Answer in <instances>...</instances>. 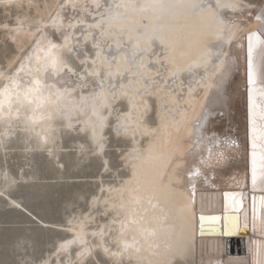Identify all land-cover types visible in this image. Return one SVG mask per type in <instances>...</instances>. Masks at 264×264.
<instances>
[{
	"label": "snow or ice",
	"instance_id": "snow-or-ice-1",
	"mask_svg": "<svg viewBox=\"0 0 264 264\" xmlns=\"http://www.w3.org/2000/svg\"><path fill=\"white\" fill-rule=\"evenodd\" d=\"M0 5L21 12L41 7L32 0ZM55 8L50 23L27 24V43L17 40L26 15L17 16L14 28L0 25L18 43V54L0 70V145L7 151L14 136L26 144L35 139L51 155L49 146L69 130L83 133L87 150L101 158L113 136L130 145L117 149L116 175L101 177L87 211L72 215L63 229L69 235L39 264H88L97 253L112 264H171L175 255L188 253L194 231L185 232L184 243L172 242L176 204L182 231L190 229L197 180L217 187L216 170L235 158L229 150L240 148L236 139L208 131L211 113L198 97L203 92L207 100L215 88L223 101V86L237 66L225 58L224 46L243 50L245 41L251 205L243 190L246 171L242 179L232 177L239 191L222 193L223 216L206 215L211 205L201 197L199 221L202 235L219 232L221 221L224 235L250 231L251 264H264V9L239 0H64ZM69 9L75 15H64ZM226 12L248 19L255 12L256 24L244 29L225 19ZM144 18L149 24L140 23ZM89 43L91 51L85 49ZM72 53L79 71L69 62ZM103 165L107 172L109 161ZM4 180L6 187L16 183L7 172Z\"/></svg>",
	"mask_w": 264,
	"mask_h": 264
},
{
	"label": "bare ground",
	"instance_id": "bare-ground-1",
	"mask_svg": "<svg viewBox=\"0 0 264 264\" xmlns=\"http://www.w3.org/2000/svg\"><path fill=\"white\" fill-rule=\"evenodd\" d=\"M32 2L34 4H39L41 6L40 9L37 10L36 8H32L31 10H29L27 9V7H25V9L21 12V11H18L15 7H11V8H8L11 12V18L10 19L7 18V20L2 21V24L7 22L10 27L14 28L17 24V16L24 18V16L26 15L27 20L25 23V29L17 37V40H24L26 43H27V37L25 33L27 31V24L37 23L42 20L43 22H49L47 20L48 13L50 11L54 12L56 10L55 6L59 3H63L64 0H32ZM117 2H119V0H117ZM132 2L147 3V2H150V0H132ZM239 2L242 6L244 5L253 6L256 11L264 9V0H262L261 2H257L254 0H239ZM25 4H27V0H25ZM45 5H49L51 7L46 9L44 8ZM64 15L73 16L75 15V13H73L69 9L64 13ZM254 15H255V12L253 14V18L248 19L246 13L243 16H241V13L239 12H226L225 19H230L234 22V24L239 25L240 27L244 29H247L249 27L255 26L256 21L254 19ZM140 23L149 24V20L147 18H144L140 20ZM240 34L243 35V33H240ZM13 35H15V33L6 31V38L11 40L15 46H14V50H12L13 52L7 58L0 59V70H7L9 61L12 60L18 54V51H17L18 43L13 41L12 39ZM54 39H58V36L54 37ZM209 39L214 40V37H209ZM246 47H247L246 41H245V47L243 50L237 49L234 46L232 47H229L228 45L224 46V51L228 53V56L225 58L229 61L236 60L237 66L230 73L228 79L226 80L223 86V96H224L223 101L217 100V93H216L215 88L208 89L207 100L204 99L203 92H200V95L198 97L199 102L205 103L206 107L211 113L209 115L208 124H207L208 131L216 133L220 138L229 137V138L236 139L240 144V148L238 151L234 149L229 150V154H234L235 158L231 159L224 166L216 170L215 172L216 178L212 182L215 183L217 187L213 188L210 186H206L203 183L202 179L197 180V190H196V197H195L196 202H195V205L193 206L196 216H195V219L191 221V227L188 230L182 231L184 221L179 211L181 205L179 202H177L175 218L173 221L175 235L173 237L172 242L174 244L184 243L185 242L184 236H185L186 231H194V236H192L191 239L188 241L190 245V250L188 251V253L184 256L175 255L171 259V264H238V262L242 260H247L248 264H251V253L249 252V241L252 238V233L250 231L241 230L237 234L224 235L223 234V221H221L220 222L221 228L219 232H205L202 235L200 232V221H199L200 201H201L202 196L204 197L206 204L211 205L210 208H207L205 210L206 215H210L212 213V215L223 216L224 213H223V196H222L223 191L222 190L223 189H229V190H234V191L240 190L239 188L235 186L232 178L228 179L229 185L227 184V180H225V183H224V176H227V175H230V176L233 175L237 179H242L245 172L246 171L248 172L249 179H248L247 184L244 186L243 190L246 193H248L249 207L251 205L250 198L253 195V193L251 192V189H250V142L248 140V119H247L248 113H247V84H246ZM85 49L87 51H91V44L89 43L88 45H86ZM154 51L156 52L157 55H160L162 53V49L158 43L156 44ZM145 59L155 60L156 57L155 56L145 57ZM69 62L71 66L74 67L77 71H79L80 68L82 67L75 53H72L69 55ZM15 67H18V65H16ZM12 70H14V68ZM160 71L163 72V68H161ZM201 75H203V73H201ZM199 78L200 77L198 76L197 79ZM186 86H187V81L185 80V87ZM198 110L199 109L197 108V111ZM190 114L192 113L190 112ZM150 119L151 120L155 119L154 113L150 117ZM70 136H73V138L70 139V141H72V144L74 145V148H75V157H76L74 158L75 163L79 162L81 159H83L87 155H92L87 150L89 148V145L87 143V140L84 134L73 132L70 130L66 131L63 136L58 137L57 142L54 145L49 146L52 149L51 155L49 154L47 149L40 150L39 148H37L35 139H33L30 144H26L22 137L14 136L7 142V151H5V148L3 145H0V193H2L0 194V205H1V200H5L6 205L8 207L15 206V204H20L21 206L25 207L33 216L38 218L41 222L49 223L54 226L61 227L63 229L67 228L68 226L67 221L71 219L74 213L76 215H79L81 211H87L88 200L91 197V195L97 191L98 186H99V180L101 179V177H103V179L107 181L108 179L116 175V170L120 166L119 151H118V160H116L117 162L112 160V155L109 152L110 150L107 151L105 157L103 158H101L100 156H95L98 159H100L99 161L100 169L98 173L96 174V178H97L96 186L94 188L92 187L93 189H91L89 194L87 193L88 198L86 200V204L85 205L79 204V205L73 206L71 210L65 211L61 217L42 216L38 214L37 212H34L31 208L27 207L24 204L25 196L17 195V192H16V186H17L18 181H27L35 177L32 172V169L31 170L25 169V167L28 166L29 164H32L33 166V163L35 161V157H34L35 154L44 153L47 159H52L54 164H58L57 167L61 168L62 166H64V164L62 163L64 160L62 162L58 161L59 156H57V150L62 146L66 138ZM112 138L116 139L114 136ZM81 144L85 145V150L83 151L81 150V147H80ZM129 145H130V142H127L121 139L119 140V143L115 151H117L118 148H126ZM16 148L19 149V153L17 155V161H15L14 164H11L7 160L5 155L7 152H9V150H13V149L15 150ZM26 148H28L29 150L26 151L25 150ZM78 154L81 155L80 159L79 158L77 159ZM87 158H89V156ZM103 159H107L109 161V170H108L109 175L108 176H106V172L104 171ZM5 172H7L10 180L11 179L16 180L15 184H11L8 187L5 186V180H4ZM165 182H167L166 178H165ZM186 189H187V185H183L181 186L180 191L183 192V191H186ZM84 191L85 190H83L82 192ZM255 194L260 195L259 192ZM66 202H68V200ZM16 219H20V217L16 216ZM90 227H94V225H91ZM68 235L69 234L66 233L64 230L59 231V232L56 231L52 236L53 242H54L53 245L51 244L52 247L48 245L47 248L41 254H39V256H37L34 264H39L41 259L47 258L50 255V252L54 250L55 243L59 241L61 238H66ZM226 245H227V250H226ZM208 248H212L211 252L208 250ZM238 248H241L242 252H238V253L233 252V250H236ZM98 259L105 260L104 262H107L108 264H112L111 261L104 259L102 254L100 253H97L94 256V258L90 260H98ZM125 264H127V262H125Z\"/></svg>",
	"mask_w": 264,
	"mask_h": 264
},
{
	"label": "rangeland",
	"instance_id": "rangeland-1",
	"mask_svg": "<svg viewBox=\"0 0 264 264\" xmlns=\"http://www.w3.org/2000/svg\"><path fill=\"white\" fill-rule=\"evenodd\" d=\"M254 1L261 2L262 0H254ZM9 12H10V10L8 8H5L3 5H0V25H2V21L7 20V18L8 19L11 18V12L10 13ZM14 46H15L14 43L11 40H9L8 38H6V30L2 29V27H0V59L7 58L13 52L12 50H14ZM72 138H73V136H70V137L66 138V140L64 141L62 146L57 150V156H59L58 161L62 162L64 160L62 162L63 164L65 163L66 158H62L61 159L62 156L60 155V152L62 150H64V149H66V150L69 149V148L75 149L74 145L72 144V141H70V139H72ZM113 140H114V142H113ZM118 143H119V140H116V139L112 138L111 142H110L111 145H109V147L110 148L111 147H115V150H116ZM108 151H109V149H108ZM109 152L112 155V160L117 162L116 160H118V151L114 152V151L110 150ZM18 153H19V149L16 148L15 150L14 149L13 150H9V152H7L5 156H6L7 160L11 164H14V162L17 161ZM68 154L73 156L74 152L73 151H69ZM88 156H89V158H87ZM34 157H35V161H34L33 166H32V172H33L35 177L37 176V172L39 171V169L42 166H50L51 165V166H55V168L59 169V170H61V168L63 167V166L61 168L57 167L58 164H54L52 159H47L44 153L35 154ZM85 157H84L85 159L83 158L77 163H75V161H74L72 166H66L65 170H70L72 172V174H68L67 175L68 177L58 178V177H56L57 174H54L51 178H47V179H44V180L40 179L37 182V185H42L44 187H47V186L48 187L49 186L50 187H54V190L51 192V198L53 200H56L57 203H60L62 200L64 201V196L66 194V191H68L69 198L67 200H68L69 203L65 201V203L63 204V208L65 207L64 208V212L71 210L73 208V206H75V205H79V204L80 205H85L86 204V200L88 198L89 192L97 184L96 174L98 173V171L100 169V162H99L100 159H98L97 157H95L93 155H87ZM78 158L79 159L81 158L80 154L77 155V159ZM95 162H96V164H95ZM115 165H116V163H115ZM94 166L96 167L97 170H95V172L93 174H91L92 176L91 175H81V174H79V172L87 170V169H89L91 167H94ZM108 175H109V171L106 172V176H108ZM25 184L26 183H22L21 186L22 185L23 186H27L28 185V183H27V185H25ZM82 186H84V189H82L81 191L79 190V191L74 193V191H75L74 189L75 188L79 189ZM34 189L35 188H33V187H32V189L27 187L28 191H33ZM83 190H85V191L82 192ZM83 194H85V195H83ZM84 196H86V197H84ZM4 211L11 212L12 209H9V208L3 209V210H0V213H2ZM55 211H57V210H55ZM17 212L21 216H24L22 222H20V223H4V224L1 225L0 230L3 231V230L11 228L13 226H16L18 228H28V229H31V230H35V229L43 230V232H41V234L39 236L38 245H44L47 242L52 247V245L54 243L52 236L56 232V230H59V229H57L54 226H52V224L50 225L49 223L41 222L37 218L41 222V223H39L36 219H33L32 216H29L22 209H18ZM64 212H63V214H64ZM55 214L58 215V212H55ZM42 223H44V224H42ZM26 252H27V240H23L21 242V244L19 245V248L16 251V253L17 254H26ZM98 260H100V264L101 263L102 264L103 263L104 264H108L107 262H104L105 260H102V259H98ZM93 261L94 260H90L88 264H93Z\"/></svg>",
	"mask_w": 264,
	"mask_h": 264
},
{
	"label": "water",
	"instance_id": "water-1",
	"mask_svg": "<svg viewBox=\"0 0 264 264\" xmlns=\"http://www.w3.org/2000/svg\"><path fill=\"white\" fill-rule=\"evenodd\" d=\"M109 150L115 151V147H109ZM69 151H73L74 155L68 154ZM62 158H66L64 166L61 170L56 169L55 166H42L39 171L37 172V176L33 179L27 181H18L16 186L17 195L25 196V205L31 208L34 212L42 216H49V217H61L64 212L63 204L69 198V193L66 191L64 196V201L62 200L60 203H57L56 200L51 198V192L54 190V187H44L42 185H37L38 180L51 178L54 174H57L56 177L64 178L68 177V174H72L70 170H65L66 166H72L75 158V149L69 148L64 149L60 152ZM56 170H55V169ZM26 170L32 169V164H29L25 167ZM96 167H91L87 170L79 172L81 175H91L95 172ZM55 177V178H56ZM22 183H26L27 186H21ZM27 187L35 188L33 191H28ZM84 186L80 187L79 189L75 188L74 193L77 191H81ZM69 190V189H68ZM12 209L11 212L4 211L0 213V227L4 223H20L23 220L24 216H21L17 210L18 209H26L25 207L21 206L17 208L15 206L8 207L6 205L5 200H1L0 210L3 209ZM57 210V211H55ZM25 211V213H28ZM58 212V215L55 214ZM212 215V214H210ZM16 216H19L20 219H16ZM32 217H34L31 214ZM39 223H41L36 217H34ZM44 224V223H42ZM51 225V224H50ZM54 226V225H52ZM55 228L59 229L56 231H62L63 228L54 226ZM43 232V230L35 229L31 230L28 228H18L13 226L9 229L0 230V264H34L37 256L41 254L49 245L47 242L44 245H38L39 236ZM23 240H27V252L26 254H17L16 251L19 248V245ZM233 252H242L241 248L233 250Z\"/></svg>",
	"mask_w": 264,
	"mask_h": 264
}]
</instances>
